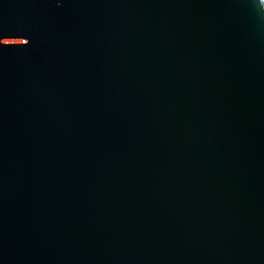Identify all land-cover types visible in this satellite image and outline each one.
Listing matches in <instances>:
<instances>
[{"label": "water", "instance_id": "95a60500", "mask_svg": "<svg viewBox=\"0 0 264 264\" xmlns=\"http://www.w3.org/2000/svg\"><path fill=\"white\" fill-rule=\"evenodd\" d=\"M258 0H0V264H264Z\"/></svg>", "mask_w": 264, "mask_h": 264}, {"label": "clouds", "instance_id": "9594fccd", "mask_svg": "<svg viewBox=\"0 0 264 264\" xmlns=\"http://www.w3.org/2000/svg\"><path fill=\"white\" fill-rule=\"evenodd\" d=\"M257 7L259 10H264V0H258Z\"/></svg>", "mask_w": 264, "mask_h": 264}]
</instances>
